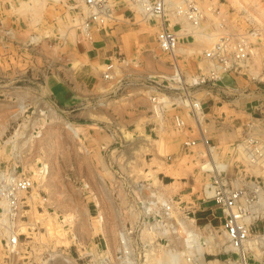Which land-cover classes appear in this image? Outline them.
<instances>
[{"label":"rangeland","instance_id":"rangeland-1","mask_svg":"<svg viewBox=\"0 0 264 264\" xmlns=\"http://www.w3.org/2000/svg\"><path fill=\"white\" fill-rule=\"evenodd\" d=\"M199 2L205 8L213 7L206 11L202 33L181 35L179 50L172 55L156 41L161 21L145 19L137 0H109L113 17L103 25L92 24L90 34L83 27L89 11L82 0H0V33L8 32L11 42L22 43L26 51L39 45L45 48L47 75L62 67H82L81 56H73L78 46L108 28H118L131 47L127 56L110 63L112 77L106 79L120 81L112 87L113 94L90 107L57 104L48 89L35 92L32 82L26 84L21 79L14 81V97L8 98L0 81V170L15 169L31 178L34 186L23 194L18 215L8 218L19 235L14 252L9 245L10 232L0 220L4 257L0 264H164L166 260L168 264V241L162 240L163 247L158 250L148 248L146 254L141 250L138 224L147 207L153 208L151 218L168 221V225L158 230L144 228L143 237L152 240L168 235L171 244L180 249L183 220L190 223L189 228H198L202 236L209 234L207 224L212 223L216 230L221 224L220 219L199 220L203 205L213 202L206 200L205 187L215 172L202 129L213 154L225 165L229 181L242 183L257 176L260 185L264 184V163L243 161L235 150L250 134L248 122H254L252 133L264 139V34L252 39L248 60L222 73L219 80H208L206 58V51L220 34L263 27L264 0ZM168 15L174 19L171 12ZM56 54L59 62H55ZM107 69L95 66L90 70L98 79L105 77ZM3 71L1 68L0 73ZM199 78L206 82L197 85L193 79ZM151 90L165 92L172 99L183 90L196 94L199 100L217 92L251 95L242 103V114L234 110L240 106L226 105L216 115L202 114L199 127L191 110L185 109L182 115L183 109L173 102L165 103L163 113H154L151 95L155 92ZM143 97L148 98L149 113L144 111ZM176 114L184 119V129L176 127ZM68 124H74L78 136ZM188 140H196V144L185 145ZM166 201L171 205L170 214L161 204ZM263 221L264 210L254 229L264 231ZM122 231L130 237V255L124 261L119 251ZM261 246L256 260L251 259L257 264H264V243ZM215 251L222 253L215 256ZM216 258L223 263V247L207 250L195 264H217Z\"/></svg>","mask_w":264,"mask_h":264},{"label":"built area","instance_id":"built-area-1","mask_svg":"<svg viewBox=\"0 0 264 264\" xmlns=\"http://www.w3.org/2000/svg\"><path fill=\"white\" fill-rule=\"evenodd\" d=\"M84 6L89 11L87 20H84L83 27L90 34L92 24L103 25L107 20L113 17V11L109 5V0H82ZM142 7V14L145 19L160 20L161 29L159 30L156 41L160 48L172 55H176L179 48V38L181 35H194L202 33L203 20L207 16L206 11H212L213 7L205 8L199 0H137ZM171 12L174 19L169 18ZM173 26H179L177 30L172 29ZM264 34V26L254 28L246 33L226 32L220 34L210 50L206 51V58L209 60V76L208 80H219L222 73H227L238 66L243 65L248 60L250 48L253 44L252 39L256 35ZM108 65V72L105 73L106 78H111V68ZM175 79V77H173ZM181 78V77H179ZM197 85L206 82L205 78L195 80ZM159 90L161 89L158 87ZM151 95L152 103H155L154 113L164 112L165 103L173 102L178 109L191 110L198 123L201 121L200 114H204L202 102L189 91H181L176 97L170 98L165 92L153 91ZM167 98H169L167 100ZM172 99V101H171ZM175 125L178 129H184L186 123L180 114L174 117ZM250 134L248 138L240 141L236 145V152L241 160L250 164L264 163V139L257 137L252 133L254 122H248ZM203 142L209 146V140L202 135ZM196 144V140H188L185 145ZM242 155V156H241ZM213 171V170H210ZM214 172V171H213ZM228 171L225 165L217 168V173L214 172L213 178L205 187V197L207 201H213L223 212V221L219 225V229H215L212 223L205 227L209 229V234L201 235L197 229L189 228L190 223L187 220L182 221L184 226V235L182 236V249L171 244V238L168 235H160L156 238L143 237L144 228L158 230L159 227L168 225V221L156 220L151 218L153 208L145 209L144 218L139 222L140 242L143 244L144 253L148 248L158 250L162 248V240L168 241L167 255L168 264H195L205 256L207 250H216L223 247V253L226 255L223 263L218 258L217 264H257L251 261L256 260L258 254V246L264 242V231L254 229L255 220L264 210V184L260 185L258 177L247 182H234L228 180ZM253 177V176H251ZM238 179V178H237ZM33 180L24 174L16 173L15 169L0 170V203L2 214L0 220H4V225L14 236L9 239L10 249L18 246V237L16 230L11 225L13 221L8 222V218L14 219L21 208L23 197L31 187ZM166 214L171 213V205L168 201L163 203ZM5 215L7 217H5ZM7 218V219H6ZM180 224V225H181ZM255 230V231H254ZM193 231V235L189 236L188 232ZM165 232L168 234L167 230ZM174 232V230H172ZM121 249L120 259L124 261L129 255L130 237L125 231L120 233ZM262 247V246H261ZM166 249V248H165ZM11 252L12 249H11ZM264 252V249L262 250ZM220 252H214L213 255L218 256ZM146 254V253H145ZM212 260L208 261L209 263ZM167 263V260L164 264ZM108 264V262L106 263ZM159 264V263H158Z\"/></svg>","mask_w":264,"mask_h":264},{"label":"crops","instance_id":"crops-1","mask_svg":"<svg viewBox=\"0 0 264 264\" xmlns=\"http://www.w3.org/2000/svg\"><path fill=\"white\" fill-rule=\"evenodd\" d=\"M6 33L7 34L0 33V63L2 65L0 67L6 70V72L3 71L0 73V81L6 86L8 98L9 95H11L10 98L14 97V81L21 79L24 80L26 84L32 82L35 92L41 90L44 93L48 89L52 95V99L57 104L68 107H74L80 104H83L85 107H90L91 104H98V100L100 99L105 102L106 96L113 94L114 88L120 81L108 80L103 75L95 79L90 69L99 66L101 70V67L110 65V63H113L119 56H127L128 50L131 48L126 45L124 34L119 33L118 28H108L102 32L95 33L93 39L85 38L82 40L81 44L78 46V52L73 55L74 58H77L78 55L81 56L83 61L82 67H60L61 70L58 69L56 74L47 75L46 64L48 58L46 49L39 45L34 48L30 47V49L28 48V51H26V47L21 45L22 43H15V41L11 42L12 39L7 36L9 35L8 32ZM132 43V45H136V42ZM58 56L59 55L56 54L55 62H59ZM100 70L98 72L102 74ZM63 72L67 74V78ZM29 86L30 85H28L27 88ZM109 87H111V90H109ZM112 87L114 88L112 89ZM9 91L11 94H9ZM152 91L153 90L150 92ZM250 95L251 94H248L244 97L243 95L237 96L236 94L217 92V94H205L200 98V101L202 102L206 116L207 113L216 115V113L220 111V108L226 105L240 106V109H234L235 107L232 109H234L236 113L242 114L244 112L242 103H244L245 98L248 96L250 97ZM194 96L197 97L196 94H194ZM142 101V103L145 104L143 107L144 111L149 113L148 110L150 107L148 105V98H144ZM221 102L225 103L222 105ZM185 112L186 110L180 111L182 115H184ZM86 113L89 115L91 112L87 109ZM79 115L80 114H78V116ZM182 139L183 137L180 138V141ZM201 211L203 214L201 212L198 213L203 217L199 220L203 222H216L217 219L223 221V212L219 207L214 208V202L211 204H204ZM216 212H219L221 216L219 217ZM261 226L264 228V221L261 223ZM3 260V253L0 250V263L3 262Z\"/></svg>","mask_w":264,"mask_h":264},{"label":"bare ground","instance_id":"bare-ground-1","mask_svg":"<svg viewBox=\"0 0 264 264\" xmlns=\"http://www.w3.org/2000/svg\"><path fill=\"white\" fill-rule=\"evenodd\" d=\"M40 1V0H39ZM139 4H140V2H139ZM242 5V4H241ZM85 7V6H84ZM26 8V7H25ZM86 8V7H85ZM140 8L142 9V7H141V4H140ZM245 8V7H244ZM247 10V9H246ZM245 10V11H246ZM205 37H208V38H211L212 37V35H207V36H205ZM33 38V37H32ZM178 50H179V48H178ZM180 50H182V48L180 49ZM189 50H193V49H189ZM176 62V61H175ZM177 65V64H176ZM107 67V66H106ZM102 69L103 68H105V65L103 66V67H101ZM177 68V67H176ZM179 68V67H178ZM105 70V69H104ZM177 71H179V72H177L178 73V77H181V72H180V69H177ZM165 75V74H164ZM176 75V74H175ZM196 79V78H195ZM195 79H193L194 81H195ZM168 99V98H167ZM169 101V100H168ZM202 114H200V116H201ZM200 116H199V120H201L200 119ZM72 124V123H71ZM71 124H68L67 125V127L70 129V130H72L73 132H74V134L76 135V136H78L79 135V133H78V131L75 129V127L73 126V125H71ZM203 130V129H202ZM204 132L202 131V134H203ZM81 140V139H80ZM208 151H209V153H210V157H211V166H212V168L214 169V171H215V173H217V168L220 166V163H219V161L217 160V157H216V155H214L213 154V147H208ZM34 187V186H33ZM166 203V202H165ZM161 204H163V203H161ZM31 225L32 224H34L33 222H31L30 223ZM11 225L14 227V223H11ZM188 232V235L190 236H192L193 235V232H190V231H187ZM14 236V234L12 235V233H10V235H8V237H9V239H11L12 237ZM264 243V242H263ZM262 243V244H263ZM261 244V245H262ZM258 248H261V246H258ZM12 249V251L14 252V251H16L17 250V245L15 246V247H13V248H11Z\"/></svg>","mask_w":264,"mask_h":264}]
</instances>
